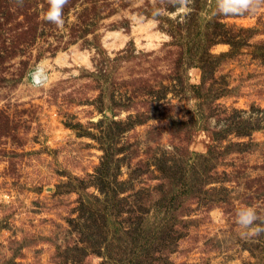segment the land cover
<instances>
[{"label": "rangeland", "instance_id": "obj_1", "mask_svg": "<svg viewBox=\"0 0 264 264\" xmlns=\"http://www.w3.org/2000/svg\"><path fill=\"white\" fill-rule=\"evenodd\" d=\"M53 7L0 0V264H264V4Z\"/></svg>", "mask_w": 264, "mask_h": 264}, {"label": "clouds", "instance_id": "obj_2", "mask_svg": "<svg viewBox=\"0 0 264 264\" xmlns=\"http://www.w3.org/2000/svg\"><path fill=\"white\" fill-rule=\"evenodd\" d=\"M67 2V0H52L53 9L49 12L48 19L55 23H62L61 19V8ZM222 11H229L230 9L225 8L224 4L226 0H219ZM236 3L249 6V5H259L264 4V0H235ZM259 219L256 209L254 207L246 206L242 208L237 213V222L238 224L245 229L244 235H247L249 232L253 235H259L264 232V227L255 222Z\"/></svg>", "mask_w": 264, "mask_h": 264}, {"label": "trees", "instance_id": "obj_3", "mask_svg": "<svg viewBox=\"0 0 264 264\" xmlns=\"http://www.w3.org/2000/svg\"><path fill=\"white\" fill-rule=\"evenodd\" d=\"M105 173H106V171H105ZM186 173L187 172H184L182 174L181 170L177 171L176 172V178H174L175 176L174 177L173 176H170L169 177V180L170 181H164L161 185H159V188L157 189L158 193L160 194L162 192V186L165 185V184H167L169 186L167 188V192H170V194H171V190H173L176 187H183L184 188V186L190 185L192 182H191V180L189 178H187L186 180H184V177L183 176L186 175ZM105 175L106 174H102V177H105ZM164 198H165V196L158 197V199H157L158 207H161V206L164 205V203L166 201V199H164ZM136 230L137 231L138 230L140 231V229H138V228ZM139 231H138V233L139 234H142V232L141 231L139 232Z\"/></svg>", "mask_w": 264, "mask_h": 264}, {"label": "bare ground", "instance_id": "obj_4", "mask_svg": "<svg viewBox=\"0 0 264 264\" xmlns=\"http://www.w3.org/2000/svg\"><path fill=\"white\" fill-rule=\"evenodd\" d=\"M38 75H39V73H36L35 75H34V78L36 79H38Z\"/></svg>", "mask_w": 264, "mask_h": 264}, {"label": "water", "instance_id": "obj_5", "mask_svg": "<svg viewBox=\"0 0 264 264\" xmlns=\"http://www.w3.org/2000/svg\"><path fill=\"white\" fill-rule=\"evenodd\" d=\"M33 75H34V74H32V78H34Z\"/></svg>", "mask_w": 264, "mask_h": 264}]
</instances>
